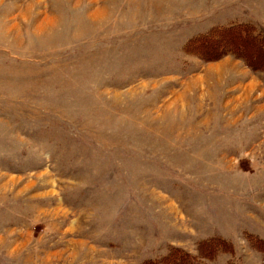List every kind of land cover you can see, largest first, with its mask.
Listing matches in <instances>:
<instances>
[{"label": "rangeland", "instance_id": "1", "mask_svg": "<svg viewBox=\"0 0 264 264\" xmlns=\"http://www.w3.org/2000/svg\"><path fill=\"white\" fill-rule=\"evenodd\" d=\"M243 28L264 0H0V264H263Z\"/></svg>", "mask_w": 264, "mask_h": 264}, {"label": "trees", "instance_id": "2", "mask_svg": "<svg viewBox=\"0 0 264 264\" xmlns=\"http://www.w3.org/2000/svg\"><path fill=\"white\" fill-rule=\"evenodd\" d=\"M253 35L254 33L250 32V28H243V33L239 37V40L241 41L243 39H246L247 37L248 39H250L251 45L246 42L242 43V44H248L246 45L249 49L248 50L249 55L246 57V62H247L248 67L255 72H260V71L264 72V39L259 38L257 36L255 37V35L254 36ZM224 42H227L226 44L227 47H223V48L227 50L226 53H229V54L234 53V51L237 49H232V48L236 47V45H239V44H235L234 39L224 40ZM229 46L230 48H228ZM240 48L242 50V45L240 46ZM260 251L264 253V250H260ZM176 264H183V263H181L179 260V262Z\"/></svg>", "mask_w": 264, "mask_h": 264}]
</instances>
